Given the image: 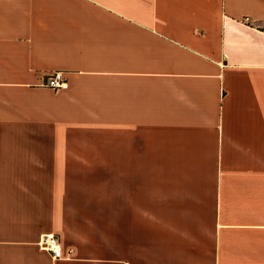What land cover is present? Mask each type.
Listing matches in <instances>:
<instances>
[{"label": "crops", "instance_id": "1", "mask_svg": "<svg viewBox=\"0 0 264 264\" xmlns=\"http://www.w3.org/2000/svg\"><path fill=\"white\" fill-rule=\"evenodd\" d=\"M263 26L264 0H0V264H264Z\"/></svg>", "mask_w": 264, "mask_h": 264}, {"label": "built area", "instance_id": "2", "mask_svg": "<svg viewBox=\"0 0 264 264\" xmlns=\"http://www.w3.org/2000/svg\"><path fill=\"white\" fill-rule=\"evenodd\" d=\"M262 33L264 34V26L262 27ZM44 85L54 91H59L65 88L66 80L63 74L53 73L46 77ZM39 247L41 250L49 253L52 259L63 258L59 237L54 233L44 235L39 243Z\"/></svg>", "mask_w": 264, "mask_h": 264}]
</instances>
